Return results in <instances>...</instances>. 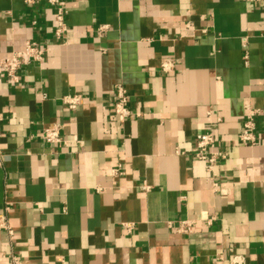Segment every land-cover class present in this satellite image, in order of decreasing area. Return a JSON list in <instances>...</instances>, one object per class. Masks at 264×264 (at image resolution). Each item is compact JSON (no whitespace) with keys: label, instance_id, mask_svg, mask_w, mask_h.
Instances as JSON below:
<instances>
[{"label":"crops","instance_id":"crops-1","mask_svg":"<svg viewBox=\"0 0 264 264\" xmlns=\"http://www.w3.org/2000/svg\"><path fill=\"white\" fill-rule=\"evenodd\" d=\"M65 2L57 42L45 1L0 0V60L27 42L48 50L17 84L0 71V217L14 232L9 244L0 231V264H264V0ZM249 110L253 147L238 142ZM54 124L63 142L45 144ZM206 132L225 154L216 187L193 157Z\"/></svg>","mask_w":264,"mask_h":264},{"label":"built area","instance_id":"built-area-1","mask_svg":"<svg viewBox=\"0 0 264 264\" xmlns=\"http://www.w3.org/2000/svg\"><path fill=\"white\" fill-rule=\"evenodd\" d=\"M27 5H33L41 0H23ZM53 9V22H54V39L57 42L63 40L64 35L67 31L65 18L67 15V7L65 0H43ZM248 3H258L261 0H245ZM104 30L102 27L99 28V31ZM47 47L41 46L34 42H27L24 46V49L21 52L12 54L10 57L0 60V71L1 77L6 78L12 84L18 83V75L20 68L28 63H41L43 62L45 55L47 54ZM246 59V57H244ZM174 69V63L171 60H167L161 63L160 70L164 74L172 72ZM114 94V103L112 114L115 120L119 123L125 122L129 119L132 114L127 108L129 101V96L126 89L118 85L113 90ZM80 95L65 96L62 98V103L70 111H75L81 103ZM256 111L249 110L242 122L241 132L238 135V142L243 146L253 147L258 144V141L255 136V118L257 116ZM0 132V139H1ZM41 139L45 144L55 145L63 142L61 137V125L54 124L49 128H45L41 132ZM195 152L194 159L203 163L206 172L210 175L213 186L218 185L219 177L215 172V167L219 160L225 158V154L218 152L215 148V140L211 132L197 134L195 138ZM7 160V155L0 148V168L3 167L4 163ZM113 174L118 176L121 174V167H117L112 170ZM147 189V187H145ZM8 209L6 208V211ZM195 224L194 222L184 221L179 223L177 232L180 234L190 235L194 232ZM0 231L5 232L9 244L11 243L14 232L9 226L6 217H0ZM1 259L5 264H23L22 259L13 254L9 253L7 255L1 256ZM230 264H246L245 259L242 256L234 255L231 258Z\"/></svg>","mask_w":264,"mask_h":264}]
</instances>
